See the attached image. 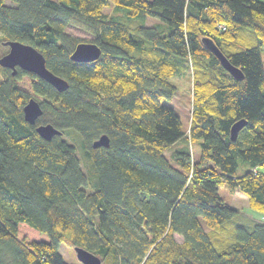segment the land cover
I'll return each instance as SVG.
<instances>
[{
  "label": "trees",
  "instance_id": "16d2710c",
  "mask_svg": "<svg viewBox=\"0 0 264 264\" xmlns=\"http://www.w3.org/2000/svg\"><path fill=\"white\" fill-rule=\"evenodd\" d=\"M15 39L67 88L0 66V264H67L61 243L103 264H264L263 221L234 238L200 221L218 227L239 212L220 186L264 212V0H0V55ZM81 40L100 56L71 59ZM185 72L187 131L166 104L169 78ZM29 97L42 110L34 123ZM237 119L246 124L232 140ZM41 123L60 133L43 138ZM101 134L108 144L94 147Z\"/></svg>",
  "mask_w": 264,
  "mask_h": 264
},
{
  "label": "water",
  "instance_id": "95a60500",
  "mask_svg": "<svg viewBox=\"0 0 264 264\" xmlns=\"http://www.w3.org/2000/svg\"><path fill=\"white\" fill-rule=\"evenodd\" d=\"M204 43L213 50L216 57L219 59L221 66L226 69L232 77L237 79L242 77V73L238 67L232 65L228 59L224 56L222 51L216 47L213 41L204 38ZM3 44L8 46L5 53L0 55V66L9 68L11 74H15L17 66L25 70L33 71L36 75L44 78L49 84L55 87L58 91L67 88V80L62 76L54 74L50 69L45 66V58L42 53L37 50L33 45L23 43L19 40H5ZM100 48L93 41L81 40L70 52L71 59L81 61H92L100 56ZM23 118L29 123H34L35 119L42 112L39 102L32 97L23 105ZM246 124L245 120L237 119L233 122L229 129L230 138L236 139L238 131ZM35 130L45 139H49L53 134L60 133L50 123H41L35 127ZM108 144L107 135L101 134L95 138L93 146ZM76 259L80 260L82 264H103L102 259L96 254L87 250L81 246L73 247Z\"/></svg>",
  "mask_w": 264,
  "mask_h": 264
},
{
  "label": "rangeland",
  "instance_id": "374dc122",
  "mask_svg": "<svg viewBox=\"0 0 264 264\" xmlns=\"http://www.w3.org/2000/svg\"><path fill=\"white\" fill-rule=\"evenodd\" d=\"M108 11L110 8H106ZM140 22L151 23L149 19L145 18L143 21ZM67 33H72L76 35L78 38L90 39L92 35L89 33L79 30L78 28L69 25L66 27ZM261 57H262V66L264 68V48L261 50ZM264 78V76H263ZM169 80L176 86L174 94L172 98L166 101V104L171 106L176 114L179 115L180 122L182 125V129L187 131L188 123H189V107L191 106L190 103V84L191 81L189 79L188 73H183L180 75H173L169 78ZM195 149L197 148L196 144L193 142L192 144ZM77 154H79L78 149L76 148ZM166 155L169 156V152H166ZM238 161L241 162L240 158L238 157ZM261 169L264 170V165L261 166ZM219 195L222 199H224L227 203L238 209V213L228 219V221L223 222L218 227H210L208 224L205 223L203 218L200 216V221L205 229V231H214L216 233H221L225 236H230L236 233L235 229L238 230L240 228L249 230L250 227L254 222H264V212H260L254 208H249L248 206V198L241 190H236L234 193H230L229 189L225 186L219 187ZM230 234V235H229ZM175 238L177 240H181L182 236L178 233H175ZM233 236V235H232ZM231 238H234L231 237ZM62 254L63 260L68 264H82L80 260L76 259L75 252L72 246L64 245L61 243L58 246Z\"/></svg>",
  "mask_w": 264,
  "mask_h": 264
}]
</instances>
